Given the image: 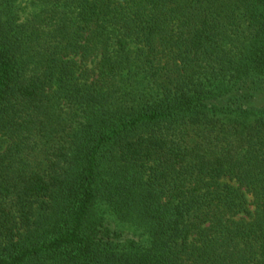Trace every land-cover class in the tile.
<instances>
[{
    "label": "trees",
    "instance_id": "16d2710c",
    "mask_svg": "<svg viewBox=\"0 0 264 264\" xmlns=\"http://www.w3.org/2000/svg\"><path fill=\"white\" fill-rule=\"evenodd\" d=\"M0 264H264V0H0Z\"/></svg>",
    "mask_w": 264,
    "mask_h": 264
}]
</instances>
